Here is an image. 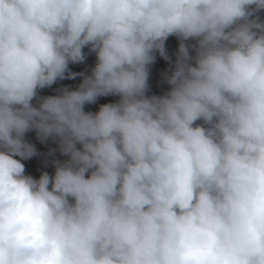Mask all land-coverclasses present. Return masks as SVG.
<instances>
[{"label":"clouds","instance_id":"clouds-1","mask_svg":"<svg viewBox=\"0 0 264 264\" xmlns=\"http://www.w3.org/2000/svg\"><path fill=\"white\" fill-rule=\"evenodd\" d=\"M261 11L264 0H0V264H264ZM170 36L179 53L157 88L171 91L148 97ZM85 47L91 75L34 106ZM109 95L119 102L85 112ZM32 130L69 157L54 176L25 174Z\"/></svg>","mask_w":264,"mask_h":264},{"label":"rangeland","instance_id":"rangeland-1","mask_svg":"<svg viewBox=\"0 0 264 264\" xmlns=\"http://www.w3.org/2000/svg\"><path fill=\"white\" fill-rule=\"evenodd\" d=\"M260 19L264 21V11L258 13ZM180 40L176 36H170L165 42V54L161 56L158 52L155 53V61L149 66V79H148V91L146 95L148 97L156 96L157 86L160 80L164 77L170 76L174 71V65L179 53ZM189 46V55L195 57L196 53L192 46L196 44L195 40H189L185 42ZM85 60L81 63H70L69 70L65 74V79L57 80L50 87L38 89V98L33 100V105H39L40 99L47 96H58L62 94L63 89L77 90L79 85L83 82L86 76H90L92 69L96 64V54L89 51V47L84 48ZM194 64V60H193ZM74 73L75 78H67L69 74ZM83 74V75H81ZM171 91V86L170 90ZM120 97L117 95H109L98 97L95 103L85 104V112L97 113L100 107L104 104L117 103ZM202 121H197V124ZM24 139L33 144L36 148L37 154L28 160H21V163L25 165V174L31 175L34 179H39L41 174L47 172L49 176L55 174V164L57 161L64 162L69 157L62 155L57 139L49 138L41 141L37 133L27 132ZM79 148L80 145H77ZM16 159H20L16 157Z\"/></svg>","mask_w":264,"mask_h":264},{"label":"trees","instance_id":"trees-1","mask_svg":"<svg viewBox=\"0 0 264 264\" xmlns=\"http://www.w3.org/2000/svg\"><path fill=\"white\" fill-rule=\"evenodd\" d=\"M168 86L169 84L167 83V80H162V82L160 83L159 87L157 88V96H164L168 93ZM30 133H37L35 130L29 131Z\"/></svg>","mask_w":264,"mask_h":264}]
</instances>
